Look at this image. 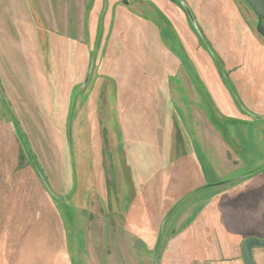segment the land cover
<instances>
[{"label":"rangeland","instance_id":"374dc122","mask_svg":"<svg viewBox=\"0 0 264 264\" xmlns=\"http://www.w3.org/2000/svg\"><path fill=\"white\" fill-rule=\"evenodd\" d=\"M124 3L0 0V264L46 257L71 229L77 256L72 215L83 211L112 212L147 239L154 197H167V213L203 170L209 183L224 173L213 157L196 161L194 125L244 147L253 165L264 159V39L252 10L242 0Z\"/></svg>","mask_w":264,"mask_h":264},{"label":"crops","instance_id":"0c3cea01","mask_svg":"<svg viewBox=\"0 0 264 264\" xmlns=\"http://www.w3.org/2000/svg\"><path fill=\"white\" fill-rule=\"evenodd\" d=\"M256 111L259 115L264 114V111ZM194 113L193 121H196V116L202 119L203 116L197 111ZM246 122L248 125L254 123L250 118ZM198 126L194 125L191 137L193 141L188 142L189 146L195 147L190 148L196 161L197 155L213 157L218 162V165L214 164L215 169L221 165L224 173H216L215 182L209 183L211 179H206V171L202 169L200 162L203 177L195 186L202 189L174 207L177 201L173 205L174 209L171 211L172 207L167 213L162 210V204L169 202L167 197L164 194L154 197L158 207H154L151 212L147 235L153 237L159 224L164 221L162 237L160 236L156 247L149 237L140 238L136 229L117 223L112 212L83 211L76 217L72 215L73 221L82 224L83 228L82 245L77 247V256H74V243H69L74 235L71 229L69 232L62 230L59 234L61 238L53 239L55 243L52 242L50 249L44 253L46 257H41L40 253L27 260H5L3 264H245L241 257L242 241L247 237L264 238V159L260 164L258 162L253 165L250 153L247 155L248 159H245L244 147H238L233 142L230 143L233 145L228 144L211 126L208 129ZM256 139V143L261 146L256 150L257 154L264 155V136L259 135ZM177 146L181 149L183 144ZM233 147L238 150H233ZM226 149L232 155L241 153V158L234 156L235 160L229 161ZM234 175L235 178L245 177L208 186L222 180H232L234 177L228 178ZM170 186L171 183L168 188ZM248 188L254 192L249 198H245L242 196L243 190ZM141 201L136 200L139 208ZM76 219L80 221L77 222ZM135 224L138 226L137 220ZM61 241H64L63 244ZM153 247L154 253L151 252ZM252 255L256 264H264V249L255 248Z\"/></svg>","mask_w":264,"mask_h":264},{"label":"water","instance_id":"95a60500","mask_svg":"<svg viewBox=\"0 0 264 264\" xmlns=\"http://www.w3.org/2000/svg\"><path fill=\"white\" fill-rule=\"evenodd\" d=\"M254 13L256 19H257V23H256V31L258 32V34L264 39V0H242ZM184 4V3H183ZM185 8V12L186 14H188L189 18L194 21L192 14L190 12V10L188 9V7H186V5L183 6ZM89 75L90 72L87 73L86 78L84 80V82L82 83L83 85L85 83H87L88 79H89ZM253 119L258 120L260 117L259 116H251ZM245 176L242 177H237L234 178L232 180H226V181H222L216 184H209L208 186H213V185H217V184H223V183H228L234 180H239L242 179ZM206 186V187H208ZM202 187H199L195 190H193L192 192L189 193V195L187 194L186 196H184L183 198H180V200L175 204L174 207H176L180 202H182L183 200H185L186 198H189V196L193 195L194 193H196L197 191L201 190ZM174 207L171 209V211L174 209ZM164 225V221L161 224L160 227V233H159V239L161 236V232H162V227ZM159 239L157 240V243L155 245V247L157 246ZM255 248H262L264 249V238H258L256 237H247L245 238L242 243H241V257L242 260L245 264H256L253 255H252V250Z\"/></svg>","mask_w":264,"mask_h":264},{"label":"trees","instance_id":"16d2710c","mask_svg":"<svg viewBox=\"0 0 264 264\" xmlns=\"http://www.w3.org/2000/svg\"><path fill=\"white\" fill-rule=\"evenodd\" d=\"M35 167H36V169L38 170V167L35 165V164H33ZM38 174H39V172H38ZM252 174H253V172H252ZM40 175V174H39Z\"/></svg>","mask_w":264,"mask_h":264},{"label":"flooded vegetation","instance_id":"af4514ba","mask_svg":"<svg viewBox=\"0 0 264 264\" xmlns=\"http://www.w3.org/2000/svg\"><path fill=\"white\" fill-rule=\"evenodd\" d=\"M122 3H124V0H122ZM124 4H127V2H126V3H124ZM185 13H186V12H185ZM185 13H184V14H185Z\"/></svg>","mask_w":264,"mask_h":264}]
</instances>
